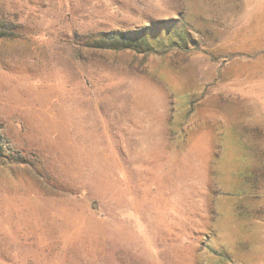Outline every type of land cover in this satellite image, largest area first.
Here are the masks:
<instances>
[{"label": "rangeland", "instance_id": "374dc122", "mask_svg": "<svg viewBox=\"0 0 264 264\" xmlns=\"http://www.w3.org/2000/svg\"><path fill=\"white\" fill-rule=\"evenodd\" d=\"M0 264H264V0H0Z\"/></svg>", "mask_w": 264, "mask_h": 264}, {"label": "trees", "instance_id": "16d2710c", "mask_svg": "<svg viewBox=\"0 0 264 264\" xmlns=\"http://www.w3.org/2000/svg\"><path fill=\"white\" fill-rule=\"evenodd\" d=\"M119 35L121 36L122 42L126 43V42L129 41V36L130 35H136V33H134V34L122 33V34H119ZM112 36H114V34L105 35V37H111V39L113 38Z\"/></svg>", "mask_w": 264, "mask_h": 264}]
</instances>
